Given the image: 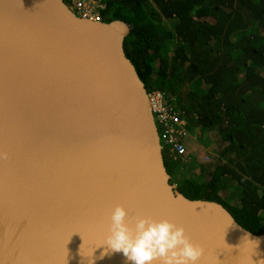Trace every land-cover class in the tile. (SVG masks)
<instances>
[{"label":"water","instance_id":"95a60500","mask_svg":"<svg viewBox=\"0 0 264 264\" xmlns=\"http://www.w3.org/2000/svg\"><path fill=\"white\" fill-rule=\"evenodd\" d=\"M131 30L64 0H0V264H131L102 256L116 205L130 226H183L198 264L264 261V234L172 184Z\"/></svg>","mask_w":264,"mask_h":264},{"label":"trees","instance_id":"16d2710c","mask_svg":"<svg viewBox=\"0 0 264 264\" xmlns=\"http://www.w3.org/2000/svg\"><path fill=\"white\" fill-rule=\"evenodd\" d=\"M100 3L102 21L132 27L125 50L148 92L173 100L212 149L192 169L164 152L172 184L264 234V0Z\"/></svg>","mask_w":264,"mask_h":264},{"label":"clouds","instance_id":"9594fccd","mask_svg":"<svg viewBox=\"0 0 264 264\" xmlns=\"http://www.w3.org/2000/svg\"><path fill=\"white\" fill-rule=\"evenodd\" d=\"M7 158V153L0 151V160ZM127 215L122 205L111 211L109 234L103 242L107 248L102 256L109 250L122 252L131 264H198L203 256L204 249L191 241L183 226L151 216L134 217V226H130Z\"/></svg>","mask_w":264,"mask_h":264},{"label":"built area","instance_id":"2783aa9c","mask_svg":"<svg viewBox=\"0 0 264 264\" xmlns=\"http://www.w3.org/2000/svg\"><path fill=\"white\" fill-rule=\"evenodd\" d=\"M69 6L81 18L102 21L100 0H72ZM149 98L163 151H167L172 160L186 163L191 130L189 120L165 93L155 91ZM206 159L209 161V157Z\"/></svg>","mask_w":264,"mask_h":264},{"label":"rangeland","instance_id":"374dc122","mask_svg":"<svg viewBox=\"0 0 264 264\" xmlns=\"http://www.w3.org/2000/svg\"><path fill=\"white\" fill-rule=\"evenodd\" d=\"M190 137H192L191 140L193 146L188 148L189 156L187 157V161L184 164L192 169V167L196 166V164L205 165L207 164L205 162L212 163V149L205 146L206 142L201 143V140L199 141V137H196L195 133L192 130H190ZM210 144L213 146L214 141L212 140ZM166 154L168 156L167 151ZM207 157H209L210 161L206 159Z\"/></svg>","mask_w":264,"mask_h":264},{"label":"crops","instance_id":"0c3cea01","mask_svg":"<svg viewBox=\"0 0 264 264\" xmlns=\"http://www.w3.org/2000/svg\"><path fill=\"white\" fill-rule=\"evenodd\" d=\"M191 138H192V137H190L189 140H188V144H187L188 148H190V147L193 146V143H192Z\"/></svg>","mask_w":264,"mask_h":264},{"label":"bare ground","instance_id":"6f19581e","mask_svg":"<svg viewBox=\"0 0 264 264\" xmlns=\"http://www.w3.org/2000/svg\"><path fill=\"white\" fill-rule=\"evenodd\" d=\"M92 21H94V20H92ZM94 22H96V21H94ZM150 94V93H149ZM156 125H157V123H156ZM157 128H158V126H157Z\"/></svg>","mask_w":264,"mask_h":264},{"label":"flooded vegetation","instance_id":"af4514ba","mask_svg":"<svg viewBox=\"0 0 264 264\" xmlns=\"http://www.w3.org/2000/svg\"><path fill=\"white\" fill-rule=\"evenodd\" d=\"M167 155V154H166ZM168 159H169V156H168Z\"/></svg>","mask_w":264,"mask_h":264}]
</instances>
